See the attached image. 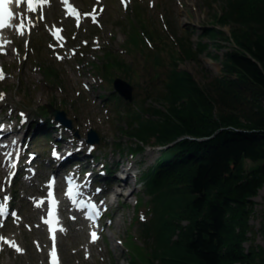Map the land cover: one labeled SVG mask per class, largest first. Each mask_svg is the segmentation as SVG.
<instances>
[{"label":"rangeland","instance_id":"rangeland-1","mask_svg":"<svg viewBox=\"0 0 264 264\" xmlns=\"http://www.w3.org/2000/svg\"><path fill=\"white\" fill-rule=\"evenodd\" d=\"M230 1L133 0V4L137 3L141 10L140 16L131 11L132 5L124 10L118 0L106 1V9L100 17L101 26L87 22L80 29L67 30L69 36L72 34L75 37L69 47H79L78 53L71 60L67 54L63 59H57L50 49L52 40L46 23L62 19L61 11L53 9L47 22L39 21L31 36L32 48L28 50L27 58L23 40L18 44L21 49L20 58L15 56L13 47L10 54L0 55V65L4 66L7 73V77L0 82V94H3V99H0V115L13 114L19 119L20 113L25 112L31 119L37 120L41 118L43 107L52 103L57 108L65 109L73 121V128L64 131L71 139L76 131L80 135L76 141L84 139L89 128H93L100 136L95 152L100 160L110 165L125 162V166L131 165L135 173L141 176L159 160L161 152L158 146H145L139 153L132 154L130 147L134 146V140L123 132L128 107L136 111L141 108H168L171 103L158 97L157 93L163 91V79L173 65L180 72L191 74L202 87L223 74L224 52L235 45L231 37L235 21L220 20ZM92 2L90 0L79 4L87 9ZM136 18L140 24H134ZM207 28H215L220 33L212 38L204 31ZM82 39H87L89 43L82 45ZM183 48L188 53H184ZM193 49L197 51L193 52ZM44 65L55 67L59 78H46L42 69ZM101 66L106 71L108 69L106 74L101 71ZM116 78L133 87L130 101L122 97L117 102L112 101V81ZM259 105L264 111V100ZM53 135L57 137L58 133ZM48 139L39 137L31 142L39 150L43 169L48 167L45 161L50 147ZM244 166L250 169L255 164L245 161ZM133 180L131 176L129 183L120 188L116 186V191H121L118 195L116 192L109 193L112 203L107 214L113 223L104 230L105 243L93 246V252L88 250L90 256L84 254L89 248L85 226L81 222H71L72 227L61 236L60 246L65 264H132L134 258L140 259L149 252L154 234L152 232L146 236L140 221L151 216L148 213L151 195L144 192L140 180L137 183H133ZM34 187L39 189L37 184ZM13 191L16 194L15 203L24 214V221H28L34 229L29 232L24 225L15 226L13 232L22 239L27 251L25 254H16L6 249L0 254V262L47 264L45 254L48 241L41 228H35L39 213L33 212L26 197L33 191L32 183L19 179ZM126 193L129 194L127 200ZM136 198L144 204L139 211V220H136ZM250 200L245 224L243 227L236 225L235 231L243 232L240 246L244 253L254 249L262 255L264 183ZM34 239L39 244H35ZM100 247L103 248L101 252ZM231 264L242 263L235 261Z\"/></svg>","mask_w":264,"mask_h":264},{"label":"trees","instance_id":"trees-1","mask_svg":"<svg viewBox=\"0 0 264 264\" xmlns=\"http://www.w3.org/2000/svg\"><path fill=\"white\" fill-rule=\"evenodd\" d=\"M227 19L236 23L235 45L224 52L221 76L202 87L173 65L156 92L168 108L126 111L130 149L161 147L142 178L151 195V217L142 228L146 236L153 232V246L132 264H258L262 257L243 252V232L235 226H244L250 197L264 183V0L230 1L220 17ZM204 31L212 38L220 33ZM47 69V78H59ZM245 161L255 166L246 169Z\"/></svg>","mask_w":264,"mask_h":264},{"label":"snow or ice","instance_id":"snow-or-ice-1","mask_svg":"<svg viewBox=\"0 0 264 264\" xmlns=\"http://www.w3.org/2000/svg\"><path fill=\"white\" fill-rule=\"evenodd\" d=\"M10 0H0V29H4L6 27H9V23L8 21L13 19V12L9 10L8 4H9ZM48 0H16L17 5H19L20 3H25L27 5V9L28 11H36V7L35 4L39 3V4H45L47 3ZM102 11V9H101ZM40 19H43V15L40 16ZM27 20V17H22L20 20V25L17 27V31L20 35H23V27L25 25V21ZM59 59H63V57H58ZM4 75H3V70L0 69V79H3ZM0 99H3V94H0ZM23 115V114H21ZM10 155V154H9ZM55 155V153H54ZM12 168L15 167L14 164L11 165ZM51 186V185H49ZM52 193L49 192V196H51ZM68 195L71 197L72 196V189L70 188L68 191ZM9 198L7 196L4 197V200L7 201ZM53 204H55V201H52ZM5 204H0V213H3L5 211ZM95 207V206H93ZM49 217L53 216L52 212L48 213ZM46 224L51 225L53 223L52 219L49 220H45L44 221ZM63 230V229H61ZM50 231H55V229L50 228ZM92 236V240L95 241L96 239H98L97 235L95 232H93L91 234ZM0 240H4L3 237H0ZM5 243H9L8 241L4 240ZM11 247L15 248L16 251H21V249L15 244V242H11L10 244ZM51 264H59V259H58V255H57V251H56V245H55V237L53 236V245H52V251H51Z\"/></svg>","mask_w":264,"mask_h":264},{"label":"water","instance_id":"water-1","mask_svg":"<svg viewBox=\"0 0 264 264\" xmlns=\"http://www.w3.org/2000/svg\"><path fill=\"white\" fill-rule=\"evenodd\" d=\"M115 88L119 91V93L125 97L127 100L132 99V91L133 87L127 84L125 81L120 78H116L114 82ZM50 112L56 116L58 120L65 123L67 126H71V120L66 117V112L64 110H60L54 108L52 104H48ZM99 140L97 133L94 130H91L89 133V141L97 142Z\"/></svg>","mask_w":264,"mask_h":264},{"label":"bare ground","instance_id":"bare-ground-1","mask_svg":"<svg viewBox=\"0 0 264 264\" xmlns=\"http://www.w3.org/2000/svg\"><path fill=\"white\" fill-rule=\"evenodd\" d=\"M231 48H233L232 46H230L229 48H228V50L229 49H231ZM199 48L197 47V50H198ZM196 49H193V52H195V51H197ZM227 51V50H226ZM128 171L126 172L127 174H126V178H124V179H122V182H120V184L122 183V184H124V185H126L127 183H129V181H130V177L131 176H133V174L132 173H134V171H135V168L134 167H130L129 169H127ZM119 175H117V174H115V179H117V177H118ZM134 177V176H133ZM128 196H129V194L128 193H126L125 194V197H126V200H127V198H128ZM184 224L186 223V222H183ZM176 236H174V238H175Z\"/></svg>","mask_w":264,"mask_h":264},{"label":"built area","instance_id":"built-area-1","mask_svg":"<svg viewBox=\"0 0 264 264\" xmlns=\"http://www.w3.org/2000/svg\"><path fill=\"white\" fill-rule=\"evenodd\" d=\"M263 210H264V206H263ZM262 221H263L262 225H263V231H264V218L262 219ZM256 261L258 264H264V249H263L262 257H258Z\"/></svg>","mask_w":264,"mask_h":264}]
</instances>
